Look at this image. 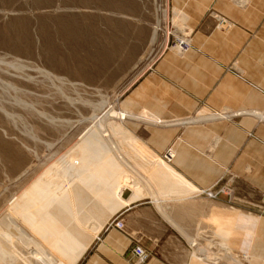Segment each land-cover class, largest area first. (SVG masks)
Returning a JSON list of instances; mask_svg holds the SVG:
<instances>
[{
  "label": "crops",
  "instance_id": "obj_1",
  "mask_svg": "<svg viewBox=\"0 0 264 264\" xmlns=\"http://www.w3.org/2000/svg\"><path fill=\"white\" fill-rule=\"evenodd\" d=\"M164 6L162 40L187 33L192 46L184 54L162 47L125 91L124 125L136 139L122 162L138 187L87 246L39 208L27 229L0 240V264H136V244L150 253L143 264H208L196 250L218 227L234 254L264 264V0ZM119 213L124 227H107Z\"/></svg>",
  "mask_w": 264,
  "mask_h": 264
},
{
  "label": "rangeland",
  "instance_id": "obj_2",
  "mask_svg": "<svg viewBox=\"0 0 264 264\" xmlns=\"http://www.w3.org/2000/svg\"><path fill=\"white\" fill-rule=\"evenodd\" d=\"M166 17L164 0H0V240L47 207L69 241L87 246L138 187L122 162L136 138L106 112L125 111L131 82L172 49V29L162 40ZM219 228L196 256L250 264ZM84 249L70 247V257Z\"/></svg>",
  "mask_w": 264,
  "mask_h": 264
},
{
  "label": "built area",
  "instance_id": "obj_3",
  "mask_svg": "<svg viewBox=\"0 0 264 264\" xmlns=\"http://www.w3.org/2000/svg\"><path fill=\"white\" fill-rule=\"evenodd\" d=\"M218 25H220L222 27H226L228 25V23H227L226 19H224L222 17H218ZM191 46H192V44H191V38H190L189 34H187V33L177 34V35L173 34V42H172V46H171L172 49H174L175 51H177L180 54H184L191 48ZM164 156H165L164 158L170 162L174 158V153L171 150H169ZM221 191H223V189H221ZM207 193L211 197L216 195V193L211 191V190L207 191ZM110 226L117 227L119 229H122L124 227V222H123V219L120 218V215H117L112 220V222L110 223ZM133 253L135 256V263L136 264H143L150 257V253L139 244H136L134 246Z\"/></svg>",
  "mask_w": 264,
  "mask_h": 264
},
{
  "label": "bare ground",
  "instance_id": "obj_4",
  "mask_svg": "<svg viewBox=\"0 0 264 264\" xmlns=\"http://www.w3.org/2000/svg\"><path fill=\"white\" fill-rule=\"evenodd\" d=\"M166 15V14H165ZM157 32V31H156ZM155 38V37H154ZM13 67V66H12ZM49 75V74H48ZM19 80V79H18ZM24 81V80H23ZM22 81V82H23ZM21 82V81H20ZM26 83V82H25ZM27 86H29V85H27ZM19 101V100H18ZM101 106V105H100ZM87 107V106H86ZM96 113V112H95ZM106 114H108L109 116L111 115V116H117V117H119L121 120H124L125 119V117H126V111H118V110H115V109H113L112 107H111V109H109L107 112H106ZM105 115V114H104ZM103 115V116H104ZM100 116V115H99ZM99 116H96V115H94L91 119L93 120V122H95L98 118H99ZM108 116V117H109ZM110 116V117H111ZM102 119H103V117H102ZM106 119V118H105ZM109 119H111V118H109ZM101 120V119H100ZM104 120V119H103ZM99 121V120H98ZM105 121V120H104ZM103 121V122H104ZM107 121H108V119H107ZM92 122V121H91ZM98 124V123H97ZM97 126V125H96ZM104 127H105V125H104ZM103 127V128H104ZM104 130H105V128H104ZM102 131V130H101ZM112 146V145H111ZM117 149V148H116ZM121 157V156H120Z\"/></svg>",
  "mask_w": 264,
  "mask_h": 264
},
{
  "label": "water",
  "instance_id": "obj_5",
  "mask_svg": "<svg viewBox=\"0 0 264 264\" xmlns=\"http://www.w3.org/2000/svg\"><path fill=\"white\" fill-rule=\"evenodd\" d=\"M130 195V190H126L123 194L124 198H127Z\"/></svg>",
  "mask_w": 264,
  "mask_h": 264
}]
</instances>
